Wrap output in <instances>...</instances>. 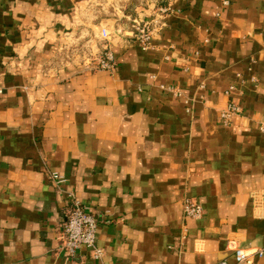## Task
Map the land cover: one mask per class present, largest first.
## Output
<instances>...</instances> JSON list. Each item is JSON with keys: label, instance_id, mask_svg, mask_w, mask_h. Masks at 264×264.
Returning <instances> with one entry per match:
<instances>
[{"label": "crops", "instance_id": "0c3cea01", "mask_svg": "<svg viewBox=\"0 0 264 264\" xmlns=\"http://www.w3.org/2000/svg\"><path fill=\"white\" fill-rule=\"evenodd\" d=\"M124 1L0 0V264H264V0ZM155 5L171 13L142 51L119 20ZM78 45L114 69L69 60ZM69 193L96 214L100 260L58 250Z\"/></svg>", "mask_w": 264, "mask_h": 264}, {"label": "built area", "instance_id": "2783aa9c", "mask_svg": "<svg viewBox=\"0 0 264 264\" xmlns=\"http://www.w3.org/2000/svg\"><path fill=\"white\" fill-rule=\"evenodd\" d=\"M222 6H228V0L222 1ZM156 14L149 21H133L132 38L135 44L142 50L150 49V44L153 37L159 34L165 27V17L169 15V7H159L156 9ZM114 60L112 55L106 54L103 58L93 64V70L112 71L114 69ZM160 90L171 94L173 98L183 99L185 111H190L191 99L183 97L179 89L174 87L161 86ZM235 90L234 86L228 87L224 92L226 97H229ZM241 108L234 102L229 101L224 109L219 112V117L223 125L231 124L235 117L240 116ZM48 178L55 187L63 184L64 178L55 172H48ZM183 214L189 219H199L203 215V209L194 200L186 199L183 203ZM98 219L95 213H90L73 194H68V206L64 215V222L61 230L58 233V250L68 259H73L80 253L82 249L87 250L93 260H100L103 256V251L96 246V231L98 227ZM185 229L182 233L185 234ZM261 256V253L248 254L241 249L233 250V264H253V257ZM218 264H228L221 261Z\"/></svg>", "mask_w": 264, "mask_h": 264}, {"label": "rangeland", "instance_id": "374dc122", "mask_svg": "<svg viewBox=\"0 0 264 264\" xmlns=\"http://www.w3.org/2000/svg\"><path fill=\"white\" fill-rule=\"evenodd\" d=\"M117 2L119 1V3L120 4H122V3H124L125 1L124 0H116ZM130 5H132V7L131 6H129L130 7V14H129V16H131L133 13H134V6L136 5V4H138L139 3V0H130ZM119 4V5H120ZM120 6H122V5H120ZM159 7H166V6H162V5H155V11H156V9H158ZM119 9H121V8H119ZM170 13H171V11H170ZM169 13V14H170ZM169 17V15L168 16H166L165 18L167 19ZM133 19H126L125 17H121L120 18V20H119V23L120 24H124V25H129V28H131V31H133V28H132V26L134 25L133 24ZM106 37V33H105V31H101V33H100V36H99V38L100 39H104ZM104 41H107V39H104ZM74 48V50L72 51V53H71V56L73 55V57H71L70 56V53H69V60H72L74 63H80V64H82V62L84 61L85 63H87V65H89V67H90V69H93V67H92V65L94 64L95 65V63H96V61L97 60H99V59H101V58H103L106 54H111L112 55V53L109 51V50H105V52L102 54V56H100V57H98V59H88V57H95V56H93V54L91 53L92 51H91V46H89V45H78L77 46V48L75 49V46H72V49ZM139 48V47H138ZM112 58H113V60H114V57H113V55H112ZM88 59V61L86 62V60ZM83 62V63H84ZM84 63V64H85ZM114 64H115V60H114ZM96 71H102V70H96ZM106 72H108V71H106ZM110 72V71H109ZM172 87V86H171ZM174 87V89H178L177 87H175V86H173ZM180 91V90H179ZM180 94H182L181 93V91H180ZM171 95V94H170ZM181 98V97H180ZM180 98H176V99H180Z\"/></svg>", "mask_w": 264, "mask_h": 264}]
</instances>
